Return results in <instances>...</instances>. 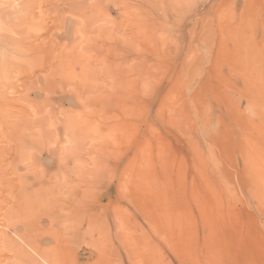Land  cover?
Segmentation results:
<instances>
[{
	"label": "rangeland",
	"instance_id": "374dc122",
	"mask_svg": "<svg viewBox=\"0 0 264 264\" xmlns=\"http://www.w3.org/2000/svg\"><path fill=\"white\" fill-rule=\"evenodd\" d=\"M0 264H264V0H0Z\"/></svg>",
	"mask_w": 264,
	"mask_h": 264
},
{
	"label": "bare ground",
	"instance_id": "6f19581e",
	"mask_svg": "<svg viewBox=\"0 0 264 264\" xmlns=\"http://www.w3.org/2000/svg\"><path fill=\"white\" fill-rule=\"evenodd\" d=\"M76 2H77V1H76ZM31 4H32V3H31ZM28 11H30V10H28ZM2 12H3V11H2ZM28 13H29V12H28ZM23 14H24V13H23ZM27 15H28V14H27ZM31 15H32V14H31ZM21 16H22V15H21ZM26 17H27V16H26ZM29 17H30V16H29ZM23 18H24V17H23ZM23 18H22V19H23ZM30 19H31V17H30ZM11 23H12V22H11ZM13 23H14V22H13ZM17 26H18V25H17ZM17 26H16V24H12V27H11V28H12V29H15ZM111 45H112V44H111Z\"/></svg>",
	"mask_w": 264,
	"mask_h": 264
}]
</instances>
